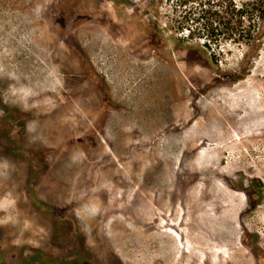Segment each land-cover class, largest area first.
Segmentation results:
<instances>
[{
  "label": "rangeland",
  "instance_id": "obj_1",
  "mask_svg": "<svg viewBox=\"0 0 264 264\" xmlns=\"http://www.w3.org/2000/svg\"><path fill=\"white\" fill-rule=\"evenodd\" d=\"M183 1L0 0L1 260L264 264V0Z\"/></svg>",
  "mask_w": 264,
  "mask_h": 264
},
{
  "label": "trees",
  "instance_id": "obj_2",
  "mask_svg": "<svg viewBox=\"0 0 264 264\" xmlns=\"http://www.w3.org/2000/svg\"><path fill=\"white\" fill-rule=\"evenodd\" d=\"M181 2L184 3L183 0ZM212 2L213 0H205V3L202 1L200 4L204 5V8H201V11L192 12V14L195 13L199 16L198 21L200 24H203L204 31L207 32L208 36H211L214 29L221 28L223 30L224 28L230 37H233L235 40L244 38H248L247 40H256V36L252 30V20L248 21L247 7L231 2V4L227 5L229 6L228 9H222L224 5L216 9ZM185 20L184 17V20L180 21V30L182 31L186 28L184 24L187 20ZM246 21H248V25Z\"/></svg>",
  "mask_w": 264,
  "mask_h": 264
},
{
  "label": "bare ground",
  "instance_id": "obj_3",
  "mask_svg": "<svg viewBox=\"0 0 264 264\" xmlns=\"http://www.w3.org/2000/svg\"><path fill=\"white\" fill-rule=\"evenodd\" d=\"M261 102H263L262 99L258 98L255 95L252 96L250 93H248V109L250 108V110H251L252 108H255ZM239 105L240 104H238L236 106V108H234V110L237 109V107ZM229 115H233V114L231 113ZM254 130L253 131H251V130L249 131V128H248V138H251V137L252 138H254V137H264V126L260 127V124H258V127H256ZM203 200L205 201V198Z\"/></svg>",
  "mask_w": 264,
  "mask_h": 264
},
{
  "label": "flooded vegetation",
  "instance_id": "obj_4",
  "mask_svg": "<svg viewBox=\"0 0 264 264\" xmlns=\"http://www.w3.org/2000/svg\"><path fill=\"white\" fill-rule=\"evenodd\" d=\"M0 257H1V250H0ZM0 264H7L5 261L0 259ZM15 264H20L18 261ZM38 264V263H35Z\"/></svg>",
  "mask_w": 264,
  "mask_h": 264
}]
</instances>
